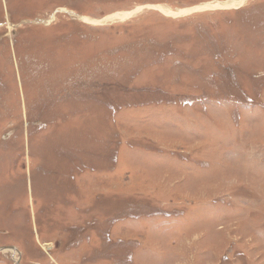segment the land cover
<instances>
[{
  "label": "rangeland",
  "instance_id": "rangeland-1",
  "mask_svg": "<svg viewBox=\"0 0 264 264\" xmlns=\"http://www.w3.org/2000/svg\"><path fill=\"white\" fill-rule=\"evenodd\" d=\"M0 264H264V0H0Z\"/></svg>",
  "mask_w": 264,
  "mask_h": 264
},
{
  "label": "bare ground",
  "instance_id": "bare-ground-1",
  "mask_svg": "<svg viewBox=\"0 0 264 264\" xmlns=\"http://www.w3.org/2000/svg\"><path fill=\"white\" fill-rule=\"evenodd\" d=\"M242 3H243V1H241L240 3H238V4H233V6H227V7H224V8H230V7H234V6H236V5H238V6H240V5H242ZM217 7H219V8H223L222 6H220V5H215V6H213V5H207V6H205V7H201V8H197V9H195V11H199V10H203V9H215V8H217ZM191 11V10H190ZM194 11V10H193ZM185 13H187V12H181L180 14H182V16H183V14H185ZM193 13V12H192ZM134 13H132V14H129V15H124V16H122V17H120V16H118L117 18H119V19H127V18H129V17H131L132 15H133ZM178 14L179 13H175V14H173L174 16H178ZM180 14H179V16H180ZM116 18V17H115ZM115 18H109V19H111V20H114ZM24 255V254H23ZM24 257V256H23ZM24 259V258H23ZM21 260V259H20Z\"/></svg>",
  "mask_w": 264,
  "mask_h": 264
}]
</instances>
